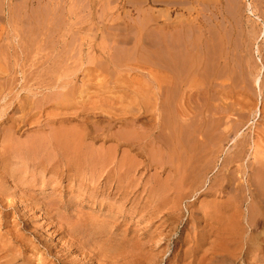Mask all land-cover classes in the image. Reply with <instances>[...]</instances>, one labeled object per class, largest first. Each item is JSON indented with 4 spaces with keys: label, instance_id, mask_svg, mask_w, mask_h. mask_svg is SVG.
Returning <instances> with one entry per match:
<instances>
[{
    "label": "rangeland",
    "instance_id": "374dc122",
    "mask_svg": "<svg viewBox=\"0 0 264 264\" xmlns=\"http://www.w3.org/2000/svg\"><path fill=\"white\" fill-rule=\"evenodd\" d=\"M1 1L0 205L2 207L0 206V264H15L16 262V264H264V221L257 222V225L253 219L256 211L257 216L260 212L255 206L256 201L251 196L254 187L251 186L250 179L251 165L259 152L256 145L260 141L264 142V63L258 62L256 55L255 57L252 55L251 64L248 62L250 56L245 48L249 34L246 25L248 24L247 13L243 11L239 16V20L242 19L245 28L241 41L242 49L239 47L238 52L231 54L233 76L234 79L239 80V83L231 88V91L234 92L230 91L228 95L225 94L223 105L229 106L237 103L236 107L242 109V113L246 112L244 114L250 122L243 124L242 132L236 137L229 130L232 129V123L238 119L237 114L234 111L231 113L229 111L224 116L222 125L226 126L227 130L224 127L220 128H224L227 136L223 137V141L219 145L220 152L216 154V162L205 171L198 184H191L182 179L186 166V160L182 162L185 158L181 157L183 151L172 149L171 145L173 144L170 143L169 137L165 136L162 141L161 138H157L159 129L155 128L157 125L155 122H158L156 118H159V106L156 92L152 91L153 101L149 98L150 102L154 104L153 106L149 103L150 112L147 110L150 109L146 103L147 100L144 98L145 101H143L142 98L151 91L149 88L155 82L150 74L157 70L153 64L156 62L159 48L158 27L163 22V19L157 17L158 10L163 8L161 4L156 3L155 0H148L147 3V0H3V4ZM254 2L261 11H264V0H254ZM16 9L19 12H16ZM143 11H148L149 14L144 15ZM39 13L41 17H39ZM178 15L180 17L189 16L187 11L178 10L171 14V18L177 21ZM194 16L197 17V12L194 13ZM234 17H236L235 14H232V18ZM155 25L156 27H154ZM126 34H129L128 37ZM128 38L131 41L127 40ZM35 39L37 40L34 42ZM151 41L153 42L151 43ZM262 44H264V40ZM239 45H241L240 41ZM135 49L138 56L137 53H132L136 52ZM131 50L132 52H130ZM120 52H123L122 55L119 54ZM130 53L133 58L136 55V61L130 58ZM152 54L155 56L153 57ZM260 73H262L263 79L262 91L257 88L254 79ZM56 86L61 88L57 90ZM59 90L66 92V100L63 99V104L57 105L53 100H48L52 102L48 103L46 98ZM203 95L202 92L198 93L195 95L196 97L193 96L195 99L192 97L191 100L193 112L190 115H197L196 117L191 115L197 122L196 119L209 115L207 109L204 112L205 106L202 109L204 105L202 102H205ZM237 97L240 99L237 100ZM243 97L253 100L246 101ZM136 105H139L138 109L134 108ZM100 106L102 110H99ZM102 106L106 107L102 108ZM196 106L201 112L196 109ZM103 109H108V112ZM127 109L129 110L127 111ZM112 110L114 111L112 112ZM69 112L73 114L70 115ZM64 113L70 116L65 115L64 117ZM55 114L56 117L52 118V115L55 116ZM57 117L62 118L65 122L60 124L57 121L61 119H56ZM228 118L232 121L226 123ZM183 119L185 117L181 118V121ZM108 122L110 123L108 124ZM111 123H113V127ZM194 124L193 122V128H195ZM46 125L49 127L48 129ZM130 125H134L140 132L139 136L134 137L136 143L128 135V131L132 128ZM60 127L85 128L87 131H91L92 136L85 140L84 145L103 147V151L99 153L100 157H96L95 162H99L94 164H91L90 161L72 162L69 163V166L65 165L64 167L63 164L58 166L57 161L52 162L50 159H44L43 152L32 151L33 146L45 142L48 136H43L44 134H52L55 129ZM51 128L53 131H50ZM94 129L97 130L95 133ZM42 132L44 133L42 134ZM151 132L153 133L151 134ZM126 133L128 136L123 135ZM121 135V138L127 137L121 139ZM196 135V139H203L201 134L196 133ZM244 136H250V143L245 146L246 151L241 153L242 157L235 160L240 153L234 139L242 141ZM225 140L227 141L225 142ZM132 142L136 146H133ZM14 143L15 146H13ZM206 149L199 148L198 150L204 154L209 151V148ZM124 152H126L125 155ZM155 153H157L156 156ZM156 160H158L157 163L160 160L161 166L160 163L155 164ZM169 162L171 164L167 165ZM68 167L70 171H67ZM177 167L178 169H176ZM180 167L183 168L182 171ZM55 169L56 171H54ZM103 176L104 178H102ZM90 181L98 183L97 186L95 182L91 184ZM77 182L80 183L77 184ZM84 185L86 186L84 187ZM87 187H90L89 190ZM109 196L110 198H108ZM18 199L24 201L21 202ZM139 202L140 204H138ZM231 202H237L239 205L241 225L238 228L237 239H234L232 234H225L226 236L221 234L223 230L221 231L220 216L222 211L230 212L228 207L231 206ZM46 204H48L47 208ZM218 206L221 211L216 208ZM215 208L218 212H214ZM262 211L264 212V209ZM206 215L208 216L207 222ZM171 246L173 247L171 248ZM89 256L91 257L89 258ZM18 257L19 259H17Z\"/></svg>",
    "mask_w": 264,
    "mask_h": 264
},
{
    "label": "bare ground",
    "instance_id": "6f19581e",
    "mask_svg": "<svg viewBox=\"0 0 264 264\" xmlns=\"http://www.w3.org/2000/svg\"><path fill=\"white\" fill-rule=\"evenodd\" d=\"M3 1V0H2ZM1 1V4H3ZM33 1V0H32ZM73 1V0H72ZM82 1V0H81ZM109 1H113V0H109ZM132 1V0H129ZM136 1V0H135ZM154 1V0H153ZM79 2V1H78ZM148 2V0L146 1V3ZM156 3H159L163 6L162 9L158 10V18L161 20L163 19V22L160 24V26L158 27V37L159 38V48L157 51V55H156V62L154 67L157 69L155 72H151V78L152 80H155V82L153 83L152 87L149 88L151 91L148 92V94L145 95L144 98L147 100L146 103L149 106L151 103L153 106L154 104L152 102H150L149 98H151L152 95V91L156 92L155 94L158 96L157 99V104H158V108H159V118H156V120L158 119L156 127L154 125V127L156 129H159V135L157 136V138H164L165 136L169 137V141H171L170 143H172L173 145H171L170 147L172 149H180L181 151V157H185L183 159L182 162H185L186 160V166L184 168V178L183 181H188V183H196L198 184L200 181V178L203 176V174L205 173V171H207V169L211 168V166L214 164L215 159H216V154L219 151V145H221L220 143L223 141V137L226 135L227 136V132H224V128H226V126L224 127L222 124L224 122V116L226 114H228V112H235L238 116V119L235 120L234 123H232V129L229 130V132H233L236 137L237 135H240V132H242L241 130L243 129L245 122H250L249 118L245 115L246 112L242 113V109H238L236 107L237 103L234 104H230L229 106H224V101H225V94H229L231 91V88L235 85L239 83V80L236 78L234 79L233 76V68H232V58H231V54L232 52L236 53L239 51V49L243 46L241 41H242V35H243V30L244 28V24L243 21L241 19V21L239 20V16H241V14L243 13V11H245L248 15L247 17V21L248 24L247 28H248V37H247V41H246V51L248 52L250 59L248 60V62H251L252 59V55L257 58L258 62L264 63V44H262L263 40H264V11H261L257 5H255L254 0H155ZM33 3V2H32ZM107 3V2H106ZM131 3V2H129ZM143 3V2H142ZM141 3V4H142ZM5 5V4H4ZM172 5V6H170ZM74 6V5H73ZM142 6V5H141ZM171 8H170V7ZM21 7V6H20ZM137 7V6H136ZM143 7V6H142ZM174 7H176L174 9ZM201 7V8H200ZM234 7V8H233ZM41 8V6H40ZM138 8V7H137ZM5 9V8H4ZM24 9V8H23ZM147 9V8H145ZM150 9V8H149ZM263 9V7H262ZM19 10V9H18ZM59 10V9H58ZM187 11L188 12V17H180V15H178V19L173 20L171 18V14H174L176 11ZM34 11V10H33ZM41 11V10H40ZM107 11V10H106ZM133 11V10H132ZM154 11V10H153ZM3 12V11H2ZM16 12L17 11L16 9ZM50 12V11H48ZM57 12V11H56ZM59 12V11H58ZM64 13V11H62ZM141 12V10H140ZM138 11V13H140ZM197 12V17L194 16V13ZM205 12L207 13L205 15ZM22 13V12H21ZM24 13V12H23ZM29 13V12H28ZM41 13V12H40ZM39 13V15H40ZM105 13V12H104ZM142 13V12H141ZM140 13V14H141ZM144 15L148 13V11H143ZM42 14V13H41ZM46 14V13H45ZM52 14V13H51ZM149 14V13H148ZM232 14H235L236 17L232 18ZM245 14V13H244ZM4 15V14H3ZM35 15V12H34ZM58 15V14H57ZM63 15V14H62ZM103 15V14H102ZM156 15V14H155ZM182 15V14H181ZM28 16V15H26ZM49 16V15H48ZM134 16V15H133ZM137 16V15H136ZM184 16V15H183ZM30 17V16H29ZM41 17V15L39 16ZM140 17V16H139ZM148 17V16H147ZM146 17V18H147ZM150 17V15H149ZM47 18V17H46ZM53 18V17H52ZM155 18V17H154ZM153 18V19H154ZM157 18V19H158ZM26 19V18H25ZM43 20V19H42ZM151 20V19H150ZM47 21V20H46ZM140 21V19H139ZM154 21V20H153ZM245 21V20H244ZM27 22V21H26ZM41 22V21H39ZM142 22V20H141ZM159 22V21H158ZM29 23V22H28ZM156 23V21H155ZM12 24V22H11ZM18 24V23H17ZM25 24V23H24ZM41 24V23H40ZM149 24V23H148ZM45 25V24H44ZM147 25V24H146ZM151 25V24H150ZM149 25V27H151ZM148 26V25H147ZM46 27V25L44 26ZM156 27V25L154 26ZM153 27V29H155ZM151 30V28H149ZM127 30V29H126ZM134 32V30H133ZM151 33V32H150ZM149 33V34H150ZM153 33V32H152ZM157 34V33H156ZM19 35V34H18ZM127 35V34H126ZM129 35V34H128ZM127 35V37H128ZM133 36H135L133 34ZM152 36V35H149ZM244 36V35H243ZM19 37V36H18ZM37 37V36H36ZM34 37V38H36ZM40 37V36H39ZM38 37V38H39ZM136 37V36H135ZM134 37V38H135ZM146 37V36H145ZM153 37V36H152ZM154 37L155 34H154ZM133 38V39H134ZM2 39V38H1ZM0 39V41H1ZM31 39V37H30ZM48 39V38H47ZM130 39H132L130 37ZM129 38L127 40H130ZM145 39V38H144ZM151 39V38H150ZM235 39V41H234ZM19 40V38H18ZM37 39L34 40V42ZM126 40V39H124ZM152 40V39H151ZM16 41V40H15ZM131 41V40H130ZM158 41V40H157ZM239 41L240 44L239 45ZM125 42V41H123ZM153 41H151L152 43ZM129 43V42H128ZM147 43V42H145ZM20 45V44H19ZM126 45V44H125ZM124 45V47H125ZM148 45V44H147ZM114 46V45H113ZM150 46V45H149ZM3 47V46H2ZM135 47V46H134ZM133 47V48H134ZM152 47V46H150ZM240 47V48H239ZM132 48V47H131ZM153 48V47H152ZM26 49V48H25ZM130 49V48H129ZM242 49V48H241ZM11 50V49H10ZM43 50V49H42ZM144 50V49H143ZM23 51V50H22ZM136 52H132V50L130 52L132 53H137V50L135 49ZM147 52L149 50H146ZM145 51V52H146ZM125 52V51H124ZM146 52V53H147ZM151 52V51H150ZM8 53V51H7ZM120 52L119 54L122 55ZM127 53V52H126ZM132 53H130L129 55L131 56L130 58H132L133 61H136L135 57H132ZM6 54V53H5ZM4 54V55H5ZM118 54V55H119ZM142 54V53H141ZM150 54V53H149ZM117 55V56H118ZM128 55V56H129ZM134 55V54H133ZM143 55V54H142ZM235 55V54H234ZM239 55V54H238ZM114 56V55H113ZM123 56H125L123 54ZM138 56V53H137ZM153 56V54H152ZM155 56V55H154ZM153 56V57H154ZM7 57V56H6ZM122 57V56H121ZM234 57V56H233ZM120 58V56H119ZM127 58V56H126ZM144 58V57H143ZM147 58V57H146ZM241 58V57H240ZM239 58V59H240ZM118 59V58H116ZM115 59V60H116ZM150 59V58H149ZM124 60V58H123ZM126 60V59H125ZM129 60V59H128ZM147 60V59H146ZM127 61V60H126ZM145 61V60H144ZM243 61V60H242ZM256 61V60H255ZM124 62V61H122ZM121 62V63H122ZM138 62V61H137ZM234 62V61H233ZM119 63H120V59H119ZM154 63V62H152ZM111 64V63H110ZM241 64V63H240ZM251 64V63H250ZM152 65V64H150ZM239 67V66H238ZM241 67V66H240ZM243 67V66H242ZM241 67V68H242ZM240 68V70H241ZM261 70V69H260ZM151 71V70H150ZM243 71V70H242ZM263 71H264V64H263ZM147 72V71H146ZM262 72V71H261ZM150 73V72H149ZM240 73V71H239ZM256 74V73H255ZM262 73L258 74L256 76L255 79V84L257 86V88L262 91L263 89V79H262ZM247 76V75H246ZM241 77V76H240ZM240 79V78H239ZM243 79V78H242ZM246 79V78H245ZM247 82V81H246ZM42 83V82H41ZM58 83V82H57ZM41 85V84H40ZM146 85V84H145ZM151 85V83H150ZM240 85V84H239ZM238 85V86H239ZM247 85V83H246ZM251 85V84H248ZM64 86V85H63ZM148 86V85H147ZM54 87V86H53ZM52 87V88H53ZM144 87V86H143ZM150 87V86H149ZM249 88V86H247ZM43 88V87H41ZM61 87L56 86V89H60ZM147 89V88H144ZM243 89V88H242ZM241 89V90H242ZM31 90V89H30ZM72 90V89H71ZM253 90V89H252ZM258 90V91H259ZM73 91V90H72ZM133 91V90H132ZM254 91V90H253ZM257 91V92H258ZM49 92V91H48ZM54 92V91H53ZM56 92V91H55ZM53 93L51 96H49L47 99V102H51L48 100H53L57 105L63 104L65 99V95L66 92L64 91H60L57 93ZM136 92V91H135ZM140 92V91H139ZM204 93L203 97L205 98V102H202L203 108L205 106L204 112L207 109L209 115L207 114L206 117H202L198 120L195 121L194 120V115L193 117L190 115L192 111V97L195 96L198 93ZM234 92V91H231ZM247 92V91H245ZM251 92V90H250ZM253 93V92H252ZM260 93V92H259ZM83 94V93H82ZM247 94V93H246ZM256 94V93H254ZM261 94V93H260ZM259 94V95H260ZM68 95V94H67ZM143 95V94H142ZM231 95V94H230ZM240 95V94H239ZM238 95V96H239ZM258 95V94H257ZM257 95H255L257 97ZM69 96V95H68ZM71 96V95H70ZM138 96V95H137ZM202 96V95H200ZM42 97V96H41ZM84 97V96H83ZM196 97V96H195ZM230 97V96H229ZM228 97V99H229ZM233 97V96H232ZM242 97V95H241ZM139 98V97H138ZM194 98V97H193ZM200 98V97H199ZM202 98V97H201ZM239 97H237L238 100ZM244 98V97H243ZM248 98V97H247ZM250 98V97H249ZM30 99V98H29ZM64 99V100H63ZM83 99V98H82ZM195 99V98H194ZM240 99V98H239ZM246 99V98H244ZM258 99V97H257ZM41 100V99H40ZM69 100V99H68ZM75 100V99H74ZM73 100V101H74ZM84 100V99H83ZM95 100V98H94ZM99 100V99H98ZM132 100V99H130ZM133 100H135L133 98ZM154 99H152L153 101ZM236 100V101H237ZM247 100H253V99H246ZM137 101V100H136ZM202 101V100H201ZM227 101V100H226ZM241 102L243 100H240ZM27 102V101H25ZM33 102V101H31ZM85 102V101H84ZM138 102V101H137ZM200 102V101H199ZM245 102V100H244ZM251 102V101H250ZM259 102V101H258ZM52 103V102H51ZM86 103V102H85ZM94 103V102H93ZM115 103V101H114ZM144 103V102H142ZM145 103V104H146ZM198 103V102H197ZM201 103V102H200ZM21 104V103H19ZM89 104V103H88ZM16 105V103H15ZM29 105V104H27ZM134 105V104H131ZM130 105V106H131ZM196 105V104H195ZM194 105V107H195ZM226 105V104H225ZM247 105V104H245ZM253 105V104H252ZM87 106V105H86ZM109 106V105H107ZM113 106V105H112ZM139 106V105H138ZM136 105V107H134L135 109L138 107ZM147 106V108H148ZM156 106V103H155ZM251 106V105H249ZM254 106V105H253ZM259 106V105H258ZM29 107V106H26ZM34 107V106H33ZM106 107V106H105ZM102 106V108H105ZM132 107V106H131ZM151 106H149L150 108ZM197 107V106H196ZM99 108V107H98ZM109 108V107H108ZM119 108V107H118ZM132 108V109H134ZM244 108V107H243ZM247 109L248 106H246ZM251 108V107H250ZM253 108V107H252ZM49 109V108H47ZM61 109V107H60ZM83 109V108H82ZM96 109V108H94ZM138 109V108H137ZM196 109H199V107H197ZM245 109V108H244ZM243 109V110H244ZM255 110V108H253ZM259 109V108H258ZM98 110V109H97ZM101 106H100V109ZM104 111L108 109H103ZM121 110V109H120ZM129 109H127L128 111ZM146 110V109H145ZM149 112L151 110L147 109ZM154 110V109H153ZM19 111V110H18ZM26 111V110H25ZM111 111V110H110ZM109 111V112H110ZM114 110H112L113 112ZM125 111V110H124ZM203 111V110H202ZM251 111V110H250ZM21 112V111H20ZM61 112V111H60ZM131 112V111H130ZM147 112V111H146ZM199 112H201V110L199 109ZM197 112V113H199ZM24 113V112H23ZM63 113V112H62ZM70 113V112H69ZM78 113V111H77ZM90 113V112H89ZM111 113V112H110ZM117 112L115 111V115ZM129 113V112H128ZM132 113V112H131ZM134 113V112H133ZM7 114V113H6ZM28 114V113H26ZM54 114V113H53ZM57 114V113H56ZM52 115V118L56 117ZM73 113H70V115H72ZM79 114V113H78ZM84 114V113H83ZM94 114V113H93ZM204 114V113H203ZM248 114V113H247ZM251 114V113H250ZM68 116L67 113H64V117ZM69 115V116H70ZM88 115H92V114H88ZM41 116V115H40ZM68 116V117H69ZM79 116V115H78ZM106 116V115H105ZM197 116V115H196ZM195 116V117H196ZM233 116V115H232ZM232 116H230V118H232ZM17 117V116H16ZM21 117V116H20ZM24 117V116H23ZM62 117V116H60ZM57 117L56 119L60 118ZM89 117V116H88ZM95 117V116H94ZM108 117V115H107ZM115 117V116H114ZM124 117V116H123ZM137 117V116H136ZM185 117V119H183V121H181V118ZM236 117V116H234ZM49 118V117H48ZM63 118V117H62ZM62 118H60L61 120H56L57 122H59L60 124H63L65 122V120H62ZM98 118V117H97ZM24 119V118H23ZM21 119V120H23ZM109 119V118H107ZM113 119V118H112ZM236 119V118H235ZM43 120V119H42ZM55 120V119H54ZM73 120V119H72ZM81 120V119H80ZM126 120V119H125ZM201 120V121H200ZM231 120V119H230ZM229 118L228 120L226 119V123L228 121H230ZM18 121V119H17ZM48 121V120H47ZM53 121V120H51ZM68 121V120H67ZM79 121V120H78ZM106 121V120H105ZM151 121H154L153 119H151ZM232 121V120H231ZM230 121V122H231ZM234 121V120H233ZM86 122V121H85ZM123 122V121H122ZM138 122V121H137ZM144 122V121H143ZM150 122V120H149ZM194 124L193 125L192 123ZM48 123V122H47ZM103 123V120H102ZM101 123V124H102ZM110 122H108L109 124ZM114 123V122H113ZM113 123L112 127H113ZM146 123V122H145ZM15 124V123H14ZM35 124V123H34ZM39 124V123H36ZM46 124V123H45ZM100 124V123H99ZM107 124V122H106ZM138 124V123H137ZM141 125V122L139 123ZM152 124V122H151ZM250 124V123H249ZM77 125V124H76ZM81 125V124H80ZM89 125V124H88ZM147 125V124H146ZM222 125V126H221ZM229 125V124H228ZM23 126V125H22ZM36 126V125H35ZM47 126V125H46ZM62 126V125H60ZM66 126V125H65ZM106 126V125H105ZM121 126V125H120ZM138 126V125H137ZM231 126V125H230ZM243 126V127H242ZM249 126V125H248ZM10 127V126H9ZM16 127V126H15ZM42 127V126H41ZM53 129L54 127L51 126ZM111 127V125H110ZM110 127H107L110 129ZM118 127V126H117ZM130 127H132L129 131H128V135L133 139L134 141V137L136 138L137 136L140 135V132L138 131V129L136 127H134V125H130ZM220 127H224V128H220ZM49 127L47 126V129ZM50 129V131L53 129ZM148 128V127H147ZM16 129V128H14ZM26 129V128H25ZM30 129V128H29ZM35 129V128H34ZM40 129V128H39ZM46 129V128H45ZM96 129V128H95ZM94 129V130H95ZM101 129V128H100ZM146 129V128H145ZM227 130V128H226ZM17 131V130H16ZM26 131V130H25ZM49 131V132H50ZM93 131V130H92ZM97 130L94 131V133ZM101 131V130H100ZM108 131V129H107ZM122 131V130H121ZM120 131V132H121ZM146 131V130H145ZM167 131H168V135H167ZM170 131V133H169ZM21 132V130H20ZM23 132V131H22ZM106 132V130H105ZM119 132V133H120ZM123 132V131H122ZM126 132V130H125ZM248 132V131H247ZM29 133V132H28ZM36 133V132H35ZM44 132H42L43 134ZM91 131H87V129L82 128V129H76L74 128H58L55 129L52 134H44L43 136H48L47 139H45V142H41L39 144H36L35 146H33L32 151L35 153H39V152H43V157L44 159L47 160H51L52 162L57 161L58 162V166H61L62 164L66 166H69V163L72 162H82V161H90L91 164L94 163H98L95 162L96 161V157H100L99 153H101L103 151V147L102 148H96L93 145H84L85 140H88V138L90 136H92ZM117 133V134H119ZM124 133V132H123ZM153 132H151L152 134ZM201 134L203 136V139H196L195 137H197V135L195 136V134ZM11 134V133H10ZM22 134V133H21ZM24 134V133H23ZM101 134V133H100ZM122 134V133H121ZM253 134V133H252ZM123 135H127L123 134ZM127 135V136H128ZM15 136V135H14ZM21 136V135H20ZM29 136V135H28ZM95 137V135H93ZM124 136V137H127ZM229 136V135H228ZM263 136V135H262ZM32 137V136H31ZM39 137V136H38ZM122 137V135L120 136V138ZM123 137V138H124ZM200 137V136H199ZM232 137V136H231ZM234 137V136H233ZM250 136H244V139L242 141H238V139H234L237 143L236 147H239V156H237V159L241 158V153H244L246 151V145H248L250 143ZM253 137V136H252ZM6 138V137H5ZM26 138V137H24ZM35 138V137H34ZM110 138V137H109ZM115 138V137H114ZM121 138V139H123ZM227 138V137H226ZM37 139V138H36ZM138 139V138H137ZM166 139V138H165ZM231 139V138H230ZM233 139V138H232ZM8 140H10L8 138ZM25 140V139H24ZM32 140V139H31ZM38 140V139H37ZM42 140V139H41ZM129 140V139H127ZM191 140V141H190ZM228 140V139H227ZM225 140V142L227 141ZM12 141V140H11ZM17 141V140H16ZM40 141V139H39ZM44 141V140H43ZM164 141V140H163ZM167 141V139H166ZM109 142V141H108ZM129 142V141H128ZM131 142V141H130ZM135 142V141H134ZM132 142L133 146H136V142L134 143ZM143 142V141H142ZM165 142V141H164ZM24 143V141H23ZM90 143V142H89ZM168 143V142H166ZM3 144V142H2ZM10 144V141L8 143V145ZM95 144V142H94ZM258 145H256V147H258V154L257 156H255V161L253 162V164L251 165V173H250V179L252 181L251 186L254 187V189H252V197L253 200L256 201L255 206L257 207V210H259L260 214L257 216V211L255 213V217L253 218L254 221L260 222V221H264V212L262 211L264 209V142L262 143L261 141L257 143ZM7 145V146H8ZM156 145V144H155ZM15 146V143L14 145ZM18 146V145H17ZM104 146V145H103ZM207 146V147H206ZM20 147V146H19ZM24 147V146H23ZM98 147V146H97ZM116 147V146H115ZM114 147V148H115ZM161 147V146H160ZM168 147V146H167ZM208 149L209 151H206L204 154H202V151H199L198 149L201 148L202 149ZM126 148V147H125ZM158 148V147H157ZM117 149V148H116ZM171 149V150H172ZM206 149V150H207ZM7 150V149H6ZM170 150V149H169ZM221 150V149H220ZM5 151V150H4ZM9 151V150H8ZM12 151V150H11ZM106 151V149H105ZM116 151V150H115ZM154 151V150H153ZM152 151V152H153ZM158 151V150H155ZM161 151V150H160ZM130 152V151H129ZM128 152V153H129ZM132 152V151H131ZM162 152V151H161ZM177 152V151H176ZM13 153V151H12ZM126 152H124L125 155ZM149 153V152H148ZM160 153V152H159ZM2 154V153H1ZM6 154V153H5ZM21 154V153H20ZM117 154V153H115ZM130 154V153H129ZM135 154V153H134ZM152 154V153H151ZM157 153H155L156 156ZM165 154V153H164ZM163 154V155H164ZM174 154V153H173ZM176 154V153H175ZM13 155V154H12ZM97 155V156H96ZM123 155V152H122ZM162 155V154H161ZM162 155V156H163ZM15 156V155H14ZM159 156V155H158ZM170 156V155H169ZM168 156V157H169ZM42 157V158H43ZM122 157V156H121ZM154 157V156H151ZM166 157V156H165ZM178 157V155H177ZM176 157V158H177ZM14 158V157H13ZM16 158V157H15ZM19 158V157H18ZM162 158V157H159ZM170 158V157H169ZM168 158V159H169ZM22 159V158H19ZM90 159V160H88ZM140 159V158H139ZM151 159V158H150ZM156 159V158H155ZM172 159V158H171ZM169 159V160H171ZM7 160V159H6ZM114 160H116V158H114ZM2 161V160H1ZM16 161V159H15ZM20 161V160H18ZM26 161V160H24ZM34 161V160H32ZM118 161V160H117ZM137 161V160H136ZM158 160H156L155 164L157 163ZM163 161V160H162ZM176 161V160H175ZM28 162V161H27ZM35 162V161H34ZM101 162V161H100ZM105 163V161H103ZM154 162V161H153ZM227 162V160H226ZM8 163V162H7ZM20 163V162H19ZM39 163V162H37ZM173 163V162H172ZM3 164V163H2ZM13 164V163H12ZM16 164V163H15ZM14 164V165H15ZM27 164V163H25ZM24 164V165H25ZM57 164V163H56ZM112 164V163H111ZM171 162H169L167 165H170ZM185 164V163H184ZM229 164V163H228ZM33 165V164H32ZM44 165V162H43ZM109 165V164H108ZM164 165V164H163ZM79 166V165H77ZM161 166V163H160ZM173 166V165H172ZM181 166V164H180ZM184 166V165H183ZM11 167V166H10ZM9 167V168H10ZM34 167V166H33ZM96 167V166H95ZM112 167V166H111ZM141 167V166H140ZM14 168V167H13ZM40 168V167H39ZM43 168V167H42ZM121 168V167H120ZM127 168V167H126ZM16 169V168H15ZM30 169V168H29ZM36 169V168H35ZM50 169V168H49ZM63 169V168H62ZM65 169V168H64ZM106 169V168H105ZM109 169V168H108ZM178 169V167L176 168ZM225 169V167H224ZM12 170V169H11ZM102 170V169H101ZM104 170V169H103ZM102 170V171H103ZM110 170V169H109ZM125 170V169H124ZM123 170V171H124ZM130 170V169H129ZM175 170V169H174ZM180 170L182 171L183 168L180 167ZM47 171V169H46ZM56 171V169L54 170ZM67 171H70V168H67ZM83 171V170H82ZM178 171V172H181ZM11 172V171H10ZM78 172V171H77ZM76 172V173H77ZM98 172V171H97ZM177 172V171H176ZM221 172V171H220ZM3 173V172H1ZM36 173V171H35ZM59 173V172H58ZM63 173V172H62ZM122 173V172H121ZM170 173V171H169ZM235 173V172H234ZM5 174V173H4ZM16 174V173H15ZM53 174V173H52ZM86 174V173H85ZM117 174V172H116ZM137 174V173H135ZM181 174V173H180ZM208 174V173H207ZM206 174V175H207ZM75 175V174H74ZM78 175V174H76ZM5 176V175H4ZM2 176V177H4ZM46 176V174H45ZM68 176V175H67ZM95 176V175H94ZM113 176V175H112ZM111 176V177H112ZM8 177V176H6ZM48 177V176H47ZM116 177V175H115ZM167 177V176H166ZM171 177V176H169ZM206 177V176H205ZM58 178V177H57ZM79 178V177H78ZM87 178V177H86ZM85 178V179H86ZM89 178V177H88ZM104 178V176L102 177ZM128 178V177H127ZM9 179V178H8ZM120 179V178H119ZM185 179V180H184ZM233 179V178H232ZM12 180V179H11ZM89 180V179H88ZM150 180V179H149ZM178 180V179H177ZM82 181V180H81ZM80 181V182H81ZM101 181V180H99ZM108 181V180H106ZM119 181V180H118ZM30 182V181H29ZM62 183V181H60ZM71 182V181H70ZM80 182H77L80 183ZM83 182H85L83 180ZM95 182V181H94ZM93 182V183H94ZM102 182V181H101ZM112 182V181H111ZM76 183V182H75ZM91 184L92 181H90ZM89 183V184H90ZM104 183V182H103ZM115 183V181H114ZM142 183V182H141ZM177 183V182H176ZM182 183V181H181ZM204 183V182H203ZM206 183V182H205ZM218 183V182H217ZM72 184V183H71ZM84 184V183H82ZM90 184V185H91ZM96 186L98 183H96ZM110 184V183H109ZM118 184V182H117ZM140 184V183H139ZM138 184V185H139ZM143 184V183H142ZM195 184V185H196ZM1 185V184H0ZM13 185V184H12ZM21 185V184H20ZM31 185V184H30ZM69 185V184H68ZM80 185V184H79ZM101 185V184H100ZM106 185V184H105ZM185 186V183L183 184ZM14 186V185H13ZM63 186V185H62ZM70 186V185H69ZM78 186V185H77ZM86 185H84L85 187ZM88 186V185H87ZM116 186V185H115ZM183 186V187H184ZM188 186V185H186ZM219 186V185H218ZM217 186V187H218ZM15 187V186H14ZM43 187V186H42ZM81 188L83 187L82 185L80 186ZM93 187V186H92ZM121 187V186H120ZM125 187V186H124ZM148 187V186H147ZM72 188V187H71ZM90 187H87V189L89 190ZM98 188V187H96ZM112 188V187H111ZM117 188L118 185H117ZM122 188V187H121ZM153 188V187H152ZM234 188V186H233ZM15 189V188H14ZM43 189V188H42ZM47 189V188H46ZM84 189V188H83ZM92 189V188H91ZM100 189V188H99ZM136 189V188H135ZM151 189V188H150ZM172 189V188H171ZM194 189V188H193ZM235 189V188H234ZM82 190V189H81ZM86 190V188H85ZM102 190V189H101ZM104 190V189H103ZM106 190V189H105ZM104 190V191H105ZM109 190V189H108ZM112 190V189H111ZM110 190V191H111ZM116 190V188H115ZM120 190V189H119ZM189 190V189H188ZM93 191V190H92ZM91 191V192H92ZM121 191H123L121 189ZM120 191V192H121ZM130 191V189H129ZM199 191V190H198ZM202 191V190H201ZM212 191V190H211ZM242 191V190H241ZM32 192V191H31ZM41 192V190H40ZM96 192V190H95ZM99 192V191H98ZM113 192V191H112ZM111 192V193H112ZM119 192V191H117ZM200 192V191H199ZM220 192V191H219ZM85 193V192H84ZM93 193V192H92ZM100 193V192H99ZM133 193V191H132ZM135 193V192H134ZM137 193V191H136ZM140 193V192H139ZM185 193V191H184ZM191 193V192H190ZM19 194V193H18ZM17 194V195H18ZM22 194V193H20ZM62 194V193H61ZM102 194V193H101ZM114 194V192H113ZM131 194V193H130ZM128 194V195H130ZM141 194V193H140ZM144 194V193H143ZM167 194V193H166ZM2 195V194H1ZM50 195V194H49ZM90 195H92L90 193ZM103 195V194H102ZM105 195V194H104ZM126 195V194H125ZM132 195V194H131ZM138 195V193L136 194V196ZM197 195V194H196ZM56 196V195H55ZM96 196V195H95ZM119 196V195H118ZM135 196V197H136ZM148 196V195H147ZM146 196V198H147ZM175 196V195H174ZM189 196V195H188ZM19 197V196H18ZM23 197V196H22ZM61 197V196H60ZM64 197V196H63ZM102 197V196H101ZM120 197V196H119ZM126 197V196H125ZM143 197V195H142ZM46 198V197H45ZM62 198V197H61ZM104 198V197H103ZM110 198V196L108 197ZM130 198V197H129ZM106 199V197H105ZM116 199V198H115ZM118 199V197H117ZM116 199V200H117ZM134 199V198H133ZM140 199V198H139ZM175 199V198H174ZM239 199V198H238ZM21 200V199H18ZM30 200V199H29ZM109 200V199H108ZM125 200V199H124ZM127 200V199H126ZM130 200V199H129ZM144 200V199H143ZM142 200V201H143ZM205 200V199H204ZM24 201V200H23ZM21 200V202H23ZM99 201V200H98ZM106 201V200H105ZM136 201V198H135ZM141 201V202H142ZM178 201V200H177ZM247 201V200H246ZM26 202V201H25ZM86 202V201H85ZM112 202V201H110ZM125 202V201H123ZM128 202V201H127ZM137 202V201H136ZM144 202V201H143ZM147 203V202H144ZM168 203V202H167ZM166 203V204H167ZM178 203V202H177ZM25 204V203H24ZM24 204H22V206H24ZM27 204V203H26ZM103 204V203H102ZM128 204V203H127ZM126 204V206H127ZM140 204V202L138 203ZM148 204V203H147ZM9 205V204H8ZM46 204V208H47ZM80 205V204H79ZM121 205V204H120ZM242 205V203H241ZM1 206V205H0ZM53 206V205H52ZM124 206V204L122 205V207ZM151 206V205H150ZM2 207V206H1ZM147 207V205H146ZM210 207V206H209ZM252 207V206H251ZM25 208V207H24ZM32 208V207H31ZM30 208V210H31ZM45 208V209H46ZM60 208V207H59ZM58 208V209H59ZM93 208V207H92ZM113 208V206H112ZM125 208V207H124ZM129 208V207H128ZM134 208V207H133ZM138 208V207H136ZM145 208V207H144ZM202 208V207H201ZM216 208H219L221 211V208L218 206ZM215 208V209H216ZM228 208H230V212L225 210L222 211V215L221 217V231H222V236L225 234H232V237H234V239L238 238V228L240 227V223H241V218H240V214H239V205L237 202H231V206H229ZM10 209V206H9ZM16 209V208H15ZM37 209V208H36ZM40 209V208H39ZM49 209V208H48ZM139 209V208H138ZM200 209V208H199ZM243 209V208H242ZM6 210V209H5ZM23 210V209H22ZM27 210V208H26ZM29 210V208H28ZM42 210V209H41ZM57 210V207H56ZM94 210V209H93ZM96 210V209H95ZM98 210V209H97ZM102 210V209H101ZM125 210V209H124ZM122 210V211H124ZM171 210V209H170ZM176 210V209H174ZM17 211V210H16ZM44 211V210H43ZM49 211V210H48ZM103 211V210H102ZM158 211V209H157ZM205 211V210H204ZM247 211V210H246ZM253 211V210H252ZM28 212V211H26ZM99 212V211H98ZM127 212V210H126ZM134 212V211H133ZM214 212H218V210L216 209ZM258 212V213H259ZM16 213V212H15ZM47 213V212H46ZM50 213V212H49ZM103 213V212H102ZM135 213V212H134ZM30 214V213H29ZM48 214V213H47ZM52 214V212H51ZM253 214V212H252ZM19 215V213H18ZM21 215V214H20ZM114 215V213H113ZM112 215V217H113ZM6 216V215H5ZM4 216V217H5ZM24 216V215H22ZM73 216V215H72ZM75 216V214H74ZM73 216V217H74ZM207 216V215H206ZM211 216V215H210ZM21 217V216H20ZM116 217V216H115ZM24 218V217H23ZM29 218V217H28ZM70 218V217H69ZM67 218V219H69ZM97 218V217H96ZM134 218V217H133ZM7 219V218H6ZM47 219V217H46ZM73 219V218H72ZM129 219V218H128ZM20 220V219H19ZM18 220V221H19ZM27 220V219H26ZM123 220V219H122ZM186 220V219H185ZM206 222L208 221V216L205 218ZM213 220V219H212ZM48 221V220H47ZM46 221V222H47ZM253 221V220H252ZM24 222V221H23ZM78 222V221H77ZM214 222V220H213ZM60 223V222H58ZM121 223V222H120ZM169 223V222H168ZM253 223V222H252ZM251 223V225H252ZM43 224V223H42ZM48 224V223H47ZM64 224V223H63ZM209 224V223H208ZM215 224V223H214ZM260 224V223H259ZM67 225V224H66ZM113 225V224H112ZM115 225V224H114ZM258 225V223H257ZM256 225V226H257ZM53 226V225H52ZM206 227H208L209 225H205ZM260 226V225H259ZM263 226V225H262ZM35 227V226H34ZM55 227V225H54ZM53 227V228H54ZM63 227V226H62ZM99 227V226H98ZM214 227V226H213ZM13 228V227H12ZM49 228V227H48ZM64 228V227H63ZM10 229V228H9ZM45 229V228H44ZM115 229V227H114ZM159 229V228H158ZM178 229V228H177ZM217 229V228H216ZM39 230V229H38ZM48 230V229H47ZM58 230V229H57ZM87 230V229H86ZM5 231V230H4ZM13 231V230H12ZM45 231V230H44ZM52 231V230H51ZM91 232V230H89ZM112 231V230H111ZM114 231V230H113ZM137 231V230H136ZM195 231V230H194ZM220 231V230H219ZM31 232V231H30ZM50 232V231H49ZM61 232V231H60ZM59 232V233H60ZM153 232V231H152ZM160 232V231H159ZM170 232V231H169ZM254 232V230H253ZM3 233V232H2ZM28 233V232H27ZM168 233V231H167ZM166 233V234H167ZM256 233V232H255ZM147 234V233H146ZM156 234V233H155ZM164 234V233H163ZM217 234V233H216ZM220 234V235H221ZM51 235V234H50ZM54 235V234H53ZM145 235V234H144ZM175 235V233H174ZM177 235V234H176ZM13 236V235H12ZM19 236V235H18ZM226 236V235H225ZM11 237V236H10ZM80 237V236H79ZM113 237V236H112ZM135 237V235H134ZM153 237V236H152ZM166 237V236H165ZM178 237V236H177ZM15 238V237H14ZM60 238V237H59ZM172 238V237H171ZM223 238V237H222ZM16 239V238H15ZM62 239V237H61ZM156 239V238H155ZM42 240V239H41ZM142 240V238H141ZM34 241V240H33ZM54 241V240H53ZM69 241V240H68ZM108 241V240H107ZM60 242V241H58ZM57 243V242H56ZM61 243V242H60ZM68 243V242H67ZM72 243V242H71ZM131 243V242H130ZM141 243V242H140ZM161 243V242H160ZM236 243V242H235ZM239 243V242H238ZM59 244V243H58ZM63 244V242H62ZM65 244V243H64ZM73 244V243H72ZM91 244V243H90ZM89 244V245H90ZM93 244V243H92ZM102 244V243H101ZM157 244V243H156ZM163 244V243H162ZM224 244V243H223ZM40 245V244H39ZM77 245V244H76ZM98 245V244H97ZM100 245V244H99ZM158 245V244H157ZM65 246V245H64ZM94 246V245H93ZM103 246V245H101ZM161 246V245H160ZM174 246V245H173ZM171 246V248L173 247ZM237 246V245H236ZM42 247V245H41ZM69 247V246H68ZM75 247V246H74ZM154 247V246H153ZM158 247V246H157ZM215 247V246H213ZM28 248V247H27ZM91 248V245H90ZM107 249V248H106ZM158 249V248H157ZM214 249V248H213ZM226 249V248H225ZM99 250V249H97ZM96 250V251H97ZM54 251V250H53ZM67 251V250H66ZM95 251V250H93ZM234 251V250H233ZM79 252V251H78ZM208 252V251H206ZM210 252V251H209ZM223 252V251H222ZM225 252V251H224ZM223 252V253H224ZM16 253V252H15ZM83 253V252H81ZM97 253V252H96ZM159 253V251H158ZM229 253V252H227ZM232 253V252H231ZM79 254V253H78ZM98 254V253H97ZM120 254V253H118ZM169 254H171L169 252ZM168 254V255H169ZM158 255V254H157ZM172 255V254H171ZM170 255V256H171ZM231 255V254H230ZM233 255V254H232ZM20 256V255H19ZM51 256V255H50ZM59 256V255H58ZM85 257V256H84ZM91 256H89L90 258ZM153 257V255H152ZM151 257V258H152ZM231 257V256H230ZM7 258V257H6ZM11 258V257H10ZM79 258V256H78ZM167 258V257H166ZM240 258V257H239ZM9 259V258H8ZM19 259V257L17 258ZM16 259V260H17ZM122 259V258H121ZM153 259V258H152ZM234 259V258H233ZM238 259V258H236ZM15 260V261H16ZM83 260V259H82ZM90 260V259H89ZM106 260V259H103ZM120 260V259H119ZM141 260V259H140ZM145 260V259H144ZM150 260V259H149ZM167 260V259H166ZM19 261V260H17ZM41 261V259H40ZM39 261V262H40ZM76 261V260H75ZM111 261V260H109ZM118 261V260H117ZM156 261V260H155ZM155 261H153L155 263ZM9 262V261H8ZM20 262V261H19ZM103 262V261H102ZM116 262V261H115ZM239 262V261H237ZM17 263V262H16ZM15 263V264H16ZM22 263V262H21ZM41 263V262H40ZM148 263V262H147ZM157 263V262H156ZM204 263V262H203ZM223 263V262H222ZM7 264V263H6ZM166 264V263H165Z\"/></svg>",
    "mask_w": 264,
    "mask_h": 264
}]
</instances>
